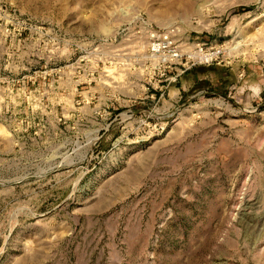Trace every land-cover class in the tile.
Wrapping results in <instances>:
<instances>
[{
    "label": "rangeland",
    "instance_id": "rangeland-1",
    "mask_svg": "<svg viewBox=\"0 0 264 264\" xmlns=\"http://www.w3.org/2000/svg\"><path fill=\"white\" fill-rule=\"evenodd\" d=\"M0 264H264V0H0Z\"/></svg>",
    "mask_w": 264,
    "mask_h": 264
},
{
    "label": "bare ground",
    "instance_id": "bare-ground-1",
    "mask_svg": "<svg viewBox=\"0 0 264 264\" xmlns=\"http://www.w3.org/2000/svg\"><path fill=\"white\" fill-rule=\"evenodd\" d=\"M206 53L205 52H202L200 53L199 57L203 59V57H205Z\"/></svg>",
    "mask_w": 264,
    "mask_h": 264
}]
</instances>
